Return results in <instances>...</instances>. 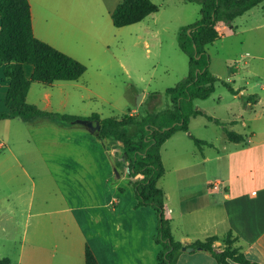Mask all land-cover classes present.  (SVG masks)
I'll return each instance as SVG.
<instances>
[{
  "label": "crops",
  "instance_id": "0c3cea01",
  "mask_svg": "<svg viewBox=\"0 0 264 264\" xmlns=\"http://www.w3.org/2000/svg\"><path fill=\"white\" fill-rule=\"evenodd\" d=\"M30 12L37 38L31 5ZM237 18L230 26L216 25L215 42L226 37L225 29L230 34L244 30L245 60L231 70L226 81L236 91L230 93L229 131L243 139L229 142L224 132L222 146L215 150V181L206 176L201 187L195 188L180 180L178 173L175 183H164L163 164L164 174L157 185L164 194V214L174 240L191 247L193 242L230 231L237 237L235 245L252 264H264V23L240 27ZM29 74L27 77L24 71L26 78L32 71ZM58 82L42 91L39 103L43 107L39 109L55 112L52 96L59 105L64 104V84ZM54 87L56 93L51 92ZM7 88L8 84L4 110ZM248 96L252 98L246 99ZM1 123L0 183L4 186L0 184V208L5 201L4 220L15 216L13 199L20 200L22 189L28 192L19 237L14 241L18 243L16 264H84L85 246L98 264H158L157 214L151 207L137 206L132 184L138 180L126 172L118 141L106 142L85 127L53 122L28 124L13 118ZM221 126L224 131L226 126ZM203 146L211 144L202 145L200 151ZM202 160L208 161V157ZM116 161L122 166L115 167ZM23 179L26 182L21 183ZM177 181L185 185L177 186ZM1 231L6 232L4 227ZM213 247L217 252L222 249L220 242ZM175 264L216 262L210 252L193 248L181 250Z\"/></svg>",
  "mask_w": 264,
  "mask_h": 264
},
{
  "label": "rangeland",
  "instance_id": "374dc122",
  "mask_svg": "<svg viewBox=\"0 0 264 264\" xmlns=\"http://www.w3.org/2000/svg\"><path fill=\"white\" fill-rule=\"evenodd\" d=\"M38 39L52 45L59 51L73 57L85 67L84 73L76 81H61V95H66L64 104L59 105L52 96L53 111L72 115L80 119L97 114L103 118H121L134 112L138 118L148 112H156L169 103L165 93L188 73V58L178 47V36L183 26L199 18V6L183 0H151L158 10L143 20L114 27L110 13L121 0H29ZM238 26L264 23V1L236 19ZM264 30V27L261 29ZM226 37L208 45L209 71L217 78L214 92L206 99L194 100V108L204 115L191 117L187 132H177L161 147L165 167L163 182L175 183L177 174L188 185L200 188L203 178L213 177L215 181V150L222 146V126L229 130L231 117V95L222 85L231 75L236 65H242L244 30L229 33ZM27 77L32 66L25 64ZM242 69V68H241ZM7 81L0 68V110H4ZM50 85L33 82L28 103H39L42 91L50 90ZM58 88L54 87L52 93ZM140 99L138 105L136 101ZM42 99V98H41ZM206 116L219 119L220 124L209 121ZM231 129V128H230ZM0 120V133L3 132ZM192 137L204 140L211 146H203L202 151L194 145ZM106 142L117 141L105 138ZM179 155V157H176ZM208 161H203V157ZM178 170V171H177ZM186 178V179H185ZM26 182L25 179L20 181ZM163 183V184H164ZM1 186L3 182L0 183ZM20 183H18L19 185ZM160 184L158 183V186ZM185 185V184H183ZM177 181V186H183ZM23 187V184L20 185ZM13 189V185H8ZM17 188V187H16ZM15 188V189H16ZM28 192L22 189L15 216L5 218V206L0 208V264H16L22 204ZM5 228V233L1 231ZM57 264V263H55Z\"/></svg>",
  "mask_w": 264,
  "mask_h": 264
},
{
  "label": "trees",
  "instance_id": "16d2710c",
  "mask_svg": "<svg viewBox=\"0 0 264 264\" xmlns=\"http://www.w3.org/2000/svg\"><path fill=\"white\" fill-rule=\"evenodd\" d=\"M199 6V18L183 26L178 36V47L188 58V73L165 93L169 103L156 112H148L138 118L127 114L121 118H103L92 114L89 118L99 124L93 134L104 140L108 134L115 136L121 145L122 159L127 162L128 174L142 178L133 182L137 206H148L157 214L155 243L161 246L158 264H175L183 244L173 239L170 220L164 214V194L157 182L164 174L161 147L173 134L188 131L191 117L204 115L194 108V100L206 99L214 92L217 78L209 71L206 52L217 38L218 23L230 26L233 20L256 7L264 0H183ZM158 10L151 0H121L110 13L112 25L123 27L143 20ZM32 66L30 78H26L23 65ZM0 67H3L8 88L7 111L0 112V120L19 118L25 123L53 122L61 126L83 127L78 117L44 111L26 102L32 82L50 85L56 81H76L85 67L73 57L34 37L28 0H0ZM222 85L236 94L226 81ZM248 96L246 99H251ZM209 121L220 124L217 119L206 116ZM229 142H240L243 137L224 127ZM108 138V137H107ZM197 148L208 143L192 137ZM122 166L121 161L115 167ZM220 242L222 249L214 250ZM237 237L228 231L222 236L213 235L190 244L195 250L212 254L216 264H252L235 245ZM8 263V260H6ZM84 264H98L88 246L84 247Z\"/></svg>",
  "mask_w": 264,
  "mask_h": 264
},
{
  "label": "water",
  "instance_id": "95a60500",
  "mask_svg": "<svg viewBox=\"0 0 264 264\" xmlns=\"http://www.w3.org/2000/svg\"><path fill=\"white\" fill-rule=\"evenodd\" d=\"M140 102V99L138 97V100L136 101V105H138ZM76 122L80 125H82L83 127L86 128V130L90 133H94L95 131H98L100 129V126L98 123H96L95 121L93 120H90V119H77ZM108 138H112L114 140L115 139V136L112 135V134H108L107 135ZM126 172L128 173V168H126ZM135 180H140L142 178V175L141 174H136L134 177H133ZM182 251H192L193 250V247H186V246H183L181 248Z\"/></svg>",
  "mask_w": 264,
  "mask_h": 264
}]
</instances>
